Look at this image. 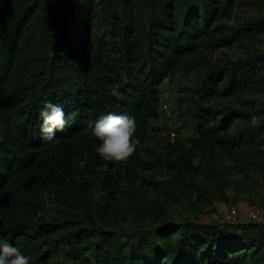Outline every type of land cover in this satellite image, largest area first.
<instances>
[{
	"label": "trees",
	"instance_id": "obj_1",
	"mask_svg": "<svg viewBox=\"0 0 264 264\" xmlns=\"http://www.w3.org/2000/svg\"><path fill=\"white\" fill-rule=\"evenodd\" d=\"M235 8L264 10V0H66L62 12L50 0H0V238L20 247L30 264H52L64 247L93 238L88 250L77 249V264H264V223L161 226L157 245L144 239L129 248L96 228L94 217L105 221L112 207L93 206L90 181L70 193L81 163L103 170L106 190L137 171H164L171 187L202 203L226 199L219 159L237 175L264 180V108L253 103L201 107L189 146H149L161 115L160 86L173 74L205 67L207 99L264 92V52L213 61L220 50L264 36V17L228 24ZM107 37L119 42L126 73L116 88L94 75L108 58ZM47 102L72 117L56 145L41 138ZM108 113L135 118L139 144L126 163L95 152L99 141L88 123ZM203 174L211 187L197 182ZM43 194L60 202L56 223L41 218Z\"/></svg>",
	"mask_w": 264,
	"mask_h": 264
},
{
	"label": "rangeland",
	"instance_id": "obj_2",
	"mask_svg": "<svg viewBox=\"0 0 264 264\" xmlns=\"http://www.w3.org/2000/svg\"><path fill=\"white\" fill-rule=\"evenodd\" d=\"M58 12H60L58 10ZM253 17H264V10H243L235 8L233 17L228 21L230 25H236ZM109 45L108 58L97 67L94 75L110 80L112 87L116 88L120 82L126 79V73L119 67V42L107 37ZM264 52V36L253 41L236 43L231 48L220 50L213 56L224 61H236L247 56ZM205 67H200L194 72L185 71L171 75L168 91L171 92L172 118H167L160 113L158 121L152 125L153 138L149 145L159 151L168 144L182 142L190 145V141L198 136L194 123L196 111L201 107H227L246 109V105L253 103L256 110L264 108V92L244 93L231 98H204L201 90V77ZM254 124L258 118L254 117ZM178 131V138L173 140L169 136L171 129ZM79 176L75 187L70 192L75 195L80 187L85 185L84 178L90 181L92 189L93 206L112 207L105 221L101 222L94 217L97 229L101 233H111L127 247H135L140 240H148L154 245L159 243L157 229L161 226L178 225L184 222H217L226 224L225 216L232 207H236L242 218H245L248 210L254 207L264 210V180L258 175L248 177L237 175L230 164L224 159H219L217 177L222 182H227L225 190L226 199L213 200L208 203L197 201L195 193H185L168 184L169 176L164 171L144 172L137 171L134 178L124 177L118 186L111 190L104 188L103 170L91 172L87 163L78 165ZM198 183H206V175L197 179ZM43 211L41 218L48 223H56L60 202L55 195L43 194L41 196ZM86 227L88 223H84ZM96 238L88 239L80 247H64L60 256L56 257L52 264H77V249L88 250Z\"/></svg>",
	"mask_w": 264,
	"mask_h": 264
},
{
	"label": "clouds",
	"instance_id": "obj_3",
	"mask_svg": "<svg viewBox=\"0 0 264 264\" xmlns=\"http://www.w3.org/2000/svg\"><path fill=\"white\" fill-rule=\"evenodd\" d=\"M40 115L41 138L46 144L59 143L58 132H64L68 119L60 104L47 102ZM91 136L99 141L96 154L104 161L127 162L136 151L139 140L136 138V121L131 115L108 113L94 123L89 122ZM31 257L20 247L13 246L6 239L0 238V264H30Z\"/></svg>",
	"mask_w": 264,
	"mask_h": 264
},
{
	"label": "built area",
	"instance_id": "obj_4",
	"mask_svg": "<svg viewBox=\"0 0 264 264\" xmlns=\"http://www.w3.org/2000/svg\"><path fill=\"white\" fill-rule=\"evenodd\" d=\"M170 77H167L163 83L160 86V92H161V113L163 112L164 115L171 119L172 118V109L170 105L171 101V92L168 91V84ZM169 136L171 139L175 140L178 138V131L171 129ZM225 222L228 224H237V223H242V222H256V223H264V210L262 208L254 207L248 210L246 219L244 220L240 213L239 210L236 207H232L229 212L225 216Z\"/></svg>",
	"mask_w": 264,
	"mask_h": 264
},
{
	"label": "crops",
	"instance_id": "obj_5",
	"mask_svg": "<svg viewBox=\"0 0 264 264\" xmlns=\"http://www.w3.org/2000/svg\"><path fill=\"white\" fill-rule=\"evenodd\" d=\"M50 1L57 6V10H59L60 12H62V10L64 9V6H65L66 0H50ZM243 219L245 220L246 219V216Z\"/></svg>",
	"mask_w": 264,
	"mask_h": 264
}]
</instances>
